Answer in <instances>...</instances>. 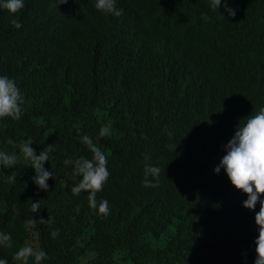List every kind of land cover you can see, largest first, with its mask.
<instances>
[{"label":"trees","instance_id":"trees-1","mask_svg":"<svg viewBox=\"0 0 264 264\" xmlns=\"http://www.w3.org/2000/svg\"><path fill=\"white\" fill-rule=\"evenodd\" d=\"M209 3L178 1L166 16L167 28L152 22L155 12L140 14L133 0L136 14L127 16L124 25L116 24L119 43L113 64L73 98L61 97L57 79L65 57L83 60L73 41L81 35L89 0L79 6L82 17L73 13L66 22L41 14L27 39L30 44H18L9 57L0 54V76L14 75L25 98L20 120L0 119V152L22 161L20 147L28 141L37 155L48 144L54 148L44 163L53 175L47 190L33 182L35 170L26 162L0 165V232L12 236L11 248L0 246V259L22 264L13 259L15 252L32 247L28 241L36 239L48 264H178L169 258L185 239V216L189 223L203 219L192 240L210 250L206 229L213 214L232 215L238 205L220 196V177L209 157L218 149L226 151L238 126L264 106V0H229L228 6L236 10L232 18L222 16L224 0L215 12ZM202 13L211 19L203 20ZM159 14L164 17V11ZM4 15L0 10V24ZM103 122L111 132L97 140ZM203 130L206 135H198ZM85 134L107 156L111 175L104 184L110 199L106 217L79 206L67 184L72 176L63 161L76 153L92 158L91 152L79 150ZM146 152L151 154L149 162L159 167L197 155L176 177L162 174L154 195L153 188L142 183ZM13 171L16 181L9 183ZM172 192L183 193L186 201L174 223L148 234L139 229L151 217V209L165 208ZM37 200L41 207L33 213L31 204ZM74 227L81 228L72 238L69 230ZM250 228V223L239 227L232 241L235 249ZM96 233L103 234L102 241L88 244ZM79 235L83 245L77 243Z\"/></svg>","mask_w":264,"mask_h":264},{"label":"clouds","instance_id":"clouds-1","mask_svg":"<svg viewBox=\"0 0 264 264\" xmlns=\"http://www.w3.org/2000/svg\"><path fill=\"white\" fill-rule=\"evenodd\" d=\"M71 0H0V10L5 12L2 24H0V54L5 57L11 56L18 44H30L27 40L32 34L38 17L42 14L55 15L56 18L65 22L69 21L73 13L82 17L80 4L85 0H78L70 4ZM140 14H153L152 22L168 28L166 16L171 13L180 0H136ZM229 0H224L222 16L235 17L236 10L228 6ZM209 7L217 11L221 7V0H210ZM164 11L163 15L159 11ZM135 13L133 0H89L87 17L83 19L81 35L75 38L73 43L77 54L83 57L78 62L73 58H64L62 69L57 79L58 91L61 97L66 95L73 98L84 89L90 88L95 81L102 76L114 62L118 50L116 36V24H123L124 19ZM231 16V17H230ZM201 18L205 21L211 19L207 13H202ZM111 21H110V20ZM97 31V32H96ZM100 32V34L98 33ZM21 83L13 75L11 78L0 76V119L10 117L20 120L23 113L25 98L20 91ZM158 113H154V116ZM98 128L97 140L110 135L111 128L105 122ZM171 138L172 133L164 129ZM198 135H206L200 131ZM144 139H147L145 136ZM160 140H154L161 144ZM208 141V140H207ZM205 142V144L207 143ZM80 151L92 153V158L76 153L70 159L63 161L68 167L72 178L67 184L70 192L78 198L79 206L86 205L89 213L107 216L110 213V199L108 190L104 184L111 173L107 168V156L102 148L94 143L92 138L85 134L80 137ZM31 141L20 147L22 161L15 155L0 152V165L12 166L20 162L34 168L36 175L32 178L39 188L47 190V180L52 177V172L45 169L44 163L49 161V153L54 151L53 145L48 144L37 155L31 147ZM204 144V145H205ZM172 148V145H168ZM225 150L218 149L209 157L214 173L220 177V196L224 199L235 200L238 208L234 214L217 212L213 214L214 221L207 227V246L210 250H203L199 244L192 240V234L196 227L203 221L198 217L196 222L189 223L186 216L182 221L181 232L186 229V236L181 240L180 248L172 254L170 261L178 264H264V106L258 112L251 115L246 123L238 126L233 137L224 146ZM176 146H174L175 150ZM197 153L192 154L184 161L165 163V166H155L149 161L150 153H144L143 185L152 187L154 195L162 180L160 176L171 175L176 177V172L183 169L191 162ZM3 169V168H1ZM3 175L4 169L2 170ZM9 183H15L16 173L13 171L8 177ZM107 185V184H106ZM105 185V186H106ZM181 190L183 186H180ZM81 195V198H80ZM165 208L151 209V217L146 219L141 230L149 233L156 231L167 223H174L177 211L185 207L183 193L172 192L168 194ZM40 200L31 204L32 212L40 209ZM83 207V206H82ZM96 210V211H94ZM19 214V211L16 210ZM29 221V223H33ZM40 222L45 220L41 218ZM251 224L250 231L240 248H234L232 241L235 239L241 226ZM81 227L69 230L70 237H74ZM37 236L39 233L34 229ZM59 230L51 235L56 237ZM102 233L90 236L88 244L101 242ZM64 240V238L62 239ZM36 239L29 240L31 246L20 247L15 252L13 259L29 264V259L34 258V264H48L47 253L40 249V243ZM79 245L84 244L83 235L77 237ZM0 246L11 248L12 236L10 233L0 232ZM47 261V262H46ZM0 264H8L6 259H0Z\"/></svg>","mask_w":264,"mask_h":264},{"label":"bare ground","instance_id":"bare-ground-1","mask_svg":"<svg viewBox=\"0 0 264 264\" xmlns=\"http://www.w3.org/2000/svg\"><path fill=\"white\" fill-rule=\"evenodd\" d=\"M106 79H107V78H106ZM108 80H109V79H108ZM108 80H107V81H108ZM105 81H106V80H105ZM107 81H106V82H107ZM109 82H110V81H109ZM106 85H107V84H106ZM106 85L104 84V86H106ZM111 85H113V84H111ZM116 86H117V85H116ZM175 102H176V101H175Z\"/></svg>","mask_w":264,"mask_h":264},{"label":"rangeland","instance_id":"rangeland-1","mask_svg":"<svg viewBox=\"0 0 264 264\" xmlns=\"http://www.w3.org/2000/svg\"><path fill=\"white\" fill-rule=\"evenodd\" d=\"M37 242V241H36Z\"/></svg>","mask_w":264,"mask_h":264}]
</instances>
